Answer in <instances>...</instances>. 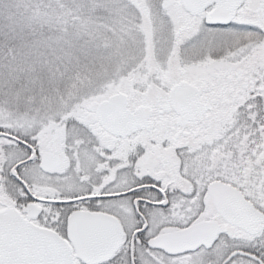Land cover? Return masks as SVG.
<instances>
[{"label": "snow or ice", "instance_id": "obj_1", "mask_svg": "<svg viewBox=\"0 0 264 264\" xmlns=\"http://www.w3.org/2000/svg\"><path fill=\"white\" fill-rule=\"evenodd\" d=\"M0 264H264V0H0Z\"/></svg>", "mask_w": 264, "mask_h": 264}]
</instances>
